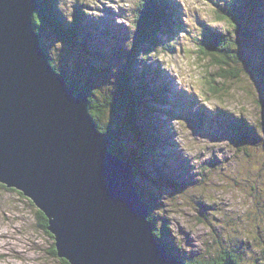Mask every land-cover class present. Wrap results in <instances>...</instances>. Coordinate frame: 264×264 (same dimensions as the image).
I'll list each match as a JSON object with an SVG mask.
<instances>
[{
    "label": "rangeland",
    "instance_id": "rangeland-1",
    "mask_svg": "<svg viewBox=\"0 0 264 264\" xmlns=\"http://www.w3.org/2000/svg\"><path fill=\"white\" fill-rule=\"evenodd\" d=\"M175 1L181 7L182 28L188 32L180 30L177 36V29L171 38L157 34L159 37L152 44L143 26L138 34L133 30L134 22H142L146 10L151 8L150 3L157 7L156 0H59V7L60 16L67 21L75 10L85 11V28L74 36L83 46L92 48L88 49L91 53L94 51L92 65L99 71V78L119 79L123 72H128V65L142 71L143 64L151 68V62L159 69L161 87L166 83L171 86L170 90L162 88V92L168 96L167 92L177 94L170 96L174 103L178 99V108L170 109L165 117L158 114L162 126L166 121L161 128L164 136L151 126L152 116L147 117L148 123H142L148 132L153 130L155 137L158 132L163 146L150 138L149 133L141 134L139 149L134 146L135 141L131 143L133 138L119 136L120 145L128 152L123 154L126 157L145 154L143 147L148 143L155 146L146 154L148 159L138 163L141 173L136 182L145 189L146 202L152 204L150 217L152 213L155 224L150 219L163 232L162 241L156 234L159 242L171 246L179 254L174 253L176 256L193 263L224 264L229 256L226 254L231 253L240 264H264V112L261 111L264 107V36L259 33L255 40L253 34L257 25L264 28V22L259 20L264 19L259 7L264 3L255 8L261 16L252 20L248 17L252 34L245 35L240 30L234 31L225 20L231 16L224 8L233 11L240 0ZM168 2L173 4V0ZM207 26L212 30L206 37L222 33L234 41V45L232 42L227 45L231 55L238 53V60L230 62L232 66L228 69L208 57L205 48L196 42ZM89 32L96 38L86 35ZM47 39L57 66L73 71L75 58L65 49L70 44L65 46L63 41L50 36ZM81 44H76L79 49ZM86 53L87 50L81 51L80 59L90 65ZM129 57L132 59L128 61ZM155 67L151 69L157 71ZM224 72L228 75L226 78ZM78 74L81 86L95 81L87 79L88 83ZM126 77L130 89L143 88L137 84V77L130 74ZM98 85L102 87L96 95L104 94L98 100L105 109L113 97L119 98L120 92L112 96V85ZM163 98L159 103L165 105ZM146 101L149 106H156L155 96L146 97ZM163 108L165 111L167 104ZM152 112L153 108L148 109L149 115ZM107 120L104 115V121ZM232 122L235 131L240 130L238 122L241 123L240 133L230 130ZM246 132H253L256 138L247 139ZM146 137H149L147 142ZM135 139L139 141L136 136ZM28 199L21 191L0 182V264H67L53 252L54 238L48 234V226H43L45 222L37 212L38 207Z\"/></svg>",
    "mask_w": 264,
    "mask_h": 264
},
{
    "label": "water",
    "instance_id": "water-1",
    "mask_svg": "<svg viewBox=\"0 0 264 264\" xmlns=\"http://www.w3.org/2000/svg\"><path fill=\"white\" fill-rule=\"evenodd\" d=\"M38 10L0 0V182L42 210L69 264H185L159 242L136 168L112 151L87 92L39 46Z\"/></svg>",
    "mask_w": 264,
    "mask_h": 264
},
{
    "label": "trees",
    "instance_id": "trees-1",
    "mask_svg": "<svg viewBox=\"0 0 264 264\" xmlns=\"http://www.w3.org/2000/svg\"><path fill=\"white\" fill-rule=\"evenodd\" d=\"M241 2H237L233 11L232 10H227L224 9L225 12H227L230 16L231 19L227 16V18L225 19L230 25L233 26L234 31H238L240 30L243 34L245 35H249L252 34V32L250 31L251 28L248 26L250 23L247 22L248 21V17L251 18V20L253 18H256L257 16H261L259 10L255 9L259 6V3L263 2L264 0H258V3L254 2L256 0H240ZM176 2L175 0H173V6L172 7H176ZM242 2H245L244 4H242ZM80 6H82V4H78ZM155 5L157 7H154V5L152 3H150L151 8L149 10H146V15L144 16L142 22H134L135 27H134V31H137L136 34H138V30L141 26H143L145 28V35L149 36L150 39V43H154L155 40L157 41L158 39V35H163L166 36L168 35V38H171V35L173 34V29L176 28L175 25V21L172 19V17H170L167 12V10H170L169 7L166 8V6L168 5V1L167 0H156ZM41 6L42 9L38 10L35 12L34 14V22H35V26L37 28V32L39 33V36L41 38V42L40 44L42 45L43 49L47 52L48 56H49V60L51 62V64L58 70V72L60 71L62 74H64L66 76V81L70 86H74L76 88L77 91L80 90H86L89 98L91 100L92 103V109H91V113L98 125V128L100 129V131L102 132H107L110 134L111 139L113 141V145H112V151L115 154L120 155L123 159L130 161L133 163V165L136 168V176L135 179L138 178V175L141 173V170L139 169L138 163L143 162L146 159H148V157L146 156V154L149 152H152L153 149H155V146L150 143L146 144V147H143V151H145L142 153H139L138 155H136L135 153L132 154L134 156L132 157H126L123 154L124 153H128L126 150H124L122 148V146L120 145L121 143H119V136L122 135H126L129 137V139L132 140V138L134 140H132V144L137 143L136 145H134L136 147V149L139 147L138 145L141 144L140 141V136L141 134L145 133L148 134L149 133V137L157 139V141H159L160 146H163V141H161L158 137V132H156V136L153 135V130H149L148 132V128L144 127L142 125V123H148L149 120L147 119V117L152 116V120L151 122V126L155 127V131L158 130L161 132L162 136H164V132L162 131V125L160 123V119L158 118V114H162L167 110H170L173 108V110L176 109L175 106H177V104L179 103L178 99H176V103L173 102L172 100V96H168L164 93H162L161 89H168V84L166 83V86L161 87V85L159 84L158 81L162 82L160 77H158L159 74V69L156 66V64L154 63H149L151 65V68H157V71L151 69L150 67H146V64H143L142 67V71H140L139 67H130L128 65V72H123V76L119 79H110L107 76H102V77H98L97 74L99 75V71L94 67L93 64V53H91L89 50H91L92 48H88L83 46V44H81V42H77L76 38L74 36V34H77V32L79 31V29H83L85 28V23L84 20L86 19V15L84 14V10H82V12L75 10L74 14L72 15L73 17L70 18V20L67 21V19H63L60 15L61 13V9L59 7V0H41ZM260 10L262 12H264V6H259ZM247 9H250V12L247 11ZM65 10H63V14L66 15L64 13ZM42 12H44L45 14H43ZM55 12V13H54ZM182 13V12H181ZM239 13H242L243 15H239ZM239 17H242L243 20L240 21ZM69 18V17H68ZM225 18V17H223ZM260 21L264 22V19L261 17V19H259ZM146 21V23H144ZM243 22L244 24L242 25ZM241 24V28L239 27ZM97 26V25H96ZM260 25H257V28L259 30H257V28L255 30H253V34H254V39L257 40L259 37V35L261 34V36H264V28L263 27H259ZM98 27V26H97ZM165 27V28H164ZM243 27V28H242ZM248 29V30H246ZM75 32V33H74ZM164 32V33H163ZM229 32V31H228ZM108 33H110L108 31ZM260 33V34H259ZM82 35V33H81ZM86 35L90 36L92 39H95L96 37L93 36L92 33H86ZM130 35V34H129ZM47 36L57 39H60L61 41H63V45L65 44H70L68 45L69 47H65V49L67 50L66 52L71 53L74 56V60L72 61L70 58H67V60L70 62H74V69L73 71H69L66 68H59L58 63L55 62L54 58H52L51 55V43H49L50 45H48L47 41ZM73 41V42H71ZM206 41V42H205ZM69 42V43H68ZM148 42V41H146ZM204 42L207 45V48H205V54L208 55V57H211V59H216L217 62H219L222 66V68L224 69H228L230 66H232L230 62H236V60H238V53L237 52H233V55H231L230 51L231 49L229 48V46L227 45L228 42H232L234 45V41L232 38L230 37H226L224 36V34L220 33V34H216L213 33V35H211L210 37H204ZM225 42V43H224ZM81 44L82 49L78 48V45L76 44ZM84 45H86V41L83 40ZM138 43H136V46H138ZM56 45V43H55ZM162 45V44H160ZM89 49V50H88ZM84 50V51H83ZM85 50H87L86 56L89 59L90 65H87V62L84 61L82 63L80 56H81V51L85 52ZM98 50V49H97ZM204 50L203 48L201 49V51ZM121 52V51H120ZM65 54V53H64ZM122 54V52H121ZM147 55H145V57L147 58ZM235 58V59H234ZM132 58L129 57L128 61L131 60ZM95 60V58H94ZM59 63H61V60L59 61ZM58 65V66H57ZM155 65V66H154ZM94 69L97 70V72H94ZM125 70V69H124ZM77 71H79L80 76L83 77V79L87 81V79H95V81L93 83H89V84H83V86H81V83H78L80 80L78 79L77 76ZM84 71L86 72V74L84 73ZM225 72H227L225 70ZM223 73V77H227V73ZM82 73H84L85 75H83ZM130 74L132 76L137 77L139 80L138 83H140V85L143 87L141 90H139L138 86H134L133 88L131 87V89L129 88L130 85L127 84L126 82V75ZM155 73V74H154ZM78 74V75H79ZM89 75V76H88ZM122 75V74H120ZM124 77V79H123ZM233 78H235L236 76L233 75ZM158 78V79H156ZM101 84H108L109 86L112 85V96L114 92H120L119 94V98L117 97L116 99L111 100V102L108 104L107 108H101V102H99L100 99H102L103 97V93L102 95H100L98 97L97 91L99 90V88H101L102 86L98 85ZM90 85V86H88ZM124 85H126V87H123ZM129 85V86H128ZM97 86V87H96ZM100 86V87H99ZM122 89H121V88ZM127 88H129V91L127 90ZM153 94V95H151ZM115 95V94H114ZM152 96H155L156 99V106L152 105L149 106L148 102L146 101V97L152 98ZM162 97L163 100H165V105L167 104L168 108L164 110L162 103L160 104L159 101H162ZM121 98V99H120ZM178 98V97H177ZM99 99V100H98ZM263 100V99H262ZM153 102V99H152ZM145 104V106H141ZM155 106V107H154ZM142 107V108H141ZM145 107V108H144ZM148 107V108H147ZM153 108V112L148 113V109L151 110ZM163 108V110H162ZM262 112H264V107L262 106L261 109ZM174 112V111H173ZM153 114V115H152ZM104 115H107L109 121H104ZM238 128L241 130V123H239ZM230 130L235 131L234 128V123H230L229 124ZM240 130L235 131L237 133H240ZM175 131V130H174ZM255 134L253 132H246L245 136L247 137V139L252 140L254 137L256 138V136H254ZM134 136V137H133ZM135 136L139 138V141H137L135 139ZM148 137V138H149ZM146 137V142L149 141ZM163 138V137H162ZM164 139V138H163ZM139 149V148H138ZM130 155V154H129ZM143 167V165H142ZM170 179V177H168ZM137 184V188L138 191L140 193V196L142 197V199L146 202V195H145V189L143 188L142 185H138ZM13 189V188H11ZM29 200V199H28ZM31 202H33L32 200H30ZM147 203V202H146ZM35 204V203H34ZM149 205V207H151L150 209H152V204L147 203ZM151 205V206H150ZM37 212L39 213V215L43 218L42 220L45 222V224L43 225L45 228H47L48 226V219L45 217L44 213L42 212V210L38 207L37 208ZM151 219H153L152 213H151ZM153 222L155 224V221L153 219ZM156 227V226H155ZM47 232L48 234L54 238V236L49 232L48 228H47ZM161 232L159 228L156 227V234L158 235L159 239L162 241L161 238ZM53 252L55 253V255L57 254V250L55 247V240H53ZM169 248L170 251H172L173 253H177L175 250H173V248L171 246H167ZM178 254V253H177ZM179 255V254H178ZM229 255V256H227ZM226 258L230 257L232 258L234 261L237 262V264H240L236 259H234V255L231 253L226 254ZM179 257V256H178ZM181 260H184L185 262H187V264H198V263H193L190 262L188 260L182 259L181 257H179ZM65 263L69 264L66 260L62 259ZM223 261V260H222ZM222 264V263H220Z\"/></svg>",
    "mask_w": 264,
    "mask_h": 264
},
{
    "label": "bare ground",
    "instance_id": "bare-ground-1",
    "mask_svg": "<svg viewBox=\"0 0 264 264\" xmlns=\"http://www.w3.org/2000/svg\"><path fill=\"white\" fill-rule=\"evenodd\" d=\"M85 6V5H84ZM39 8L40 9H42V6H41V0H39ZM147 13V12H146ZM75 33V32H74ZM77 35H79V32H77ZM39 36V35H38ZM39 38H40V36H39ZM40 42H41V38L39 39V44H40ZM39 46H41L42 47V45L40 44ZM84 51V50H83ZM155 74V73H154ZM139 82V81H138ZM72 87V86H71ZM80 91H85V92H87L86 90H80ZM161 91H162V89H161ZM77 92V91H76ZM162 93H164V92H162ZM88 94V93H87ZM165 94V93H164ZM89 96V95H88ZM56 246V245H55Z\"/></svg>",
    "mask_w": 264,
    "mask_h": 264
}]
</instances>
